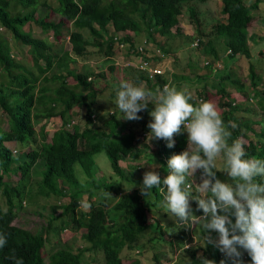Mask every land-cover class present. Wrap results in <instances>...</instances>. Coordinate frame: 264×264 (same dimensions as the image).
Here are the masks:
<instances>
[{
  "label": "trees",
  "instance_id": "obj_1",
  "mask_svg": "<svg viewBox=\"0 0 264 264\" xmlns=\"http://www.w3.org/2000/svg\"><path fill=\"white\" fill-rule=\"evenodd\" d=\"M193 1L195 0H0V197L5 199L6 205L2 206L0 201V234L7 238L6 246L0 249V264H14L9 258L13 253L16 258L23 260V264H82L81 254L85 250L101 252V264H140V257L135 255L134 251L142 252L141 249L146 245L156 249L159 242L155 232L152 231L153 236L148 240L149 244L140 241L147 231H157L160 228H165L160 230L163 235H170V245L190 253V259H186L183 254L178 255L180 251L178 256L165 261L166 264L175 261V264H202L203 258L214 261L215 264H220L222 259L226 260V264H231L218 248L206 243L205 239L196 247L190 244L184 248V238L189 234L185 226L176 224L175 227L169 223L166 226L156 223H153L155 227L150 226L147 217L148 200L144 202L147 196L144 197L140 189L122 192L112 205L106 207L101 205L100 201L94 200L93 189L101 187L98 185L99 170L94 155L104 150L114 173L124 177L126 171L120 167L119 161L128 156L136 158L141 149L136 146L139 141L136 139L135 127L130 126L128 131H122L126 127L125 124L122 125L114 116L105 121L107 128L94 123L96 114L92 108L97 90L93 77L90 76L93 73L74 71L70 67L78 57L87 53L89 46L105 47L110 55L114 48L113 36L118 31L129 30L133 33L127 34L125 31L122 34V39L130 43V48H136L143 41L144 38H138L139 34L145 33L149 38H153L155 33L170 34L171 28L179 23V16L186 11L194 25V31L189 36L190 42L193 40L191 48L198 49L207 60L204 65L207 72L197 78L209 81L211 73L219 77L218 80L211 79V86L221 99V116L225 126L232 133L231 140L246 138L247 132L254 133L261 141L247 139L248 142L244 143L247 156L264 160V127L255 129L253 125L263 120L240 115V105L230 97L227 90L229 85L239 91L248 104L255 102L257 111L264 115V93L259 89L264 76V49L259 50L257 47V51L252 52L249 40L255 41L256 34L248 32L256 11L259 13L260 0H252L250 3L245 0H221L226 20H214L208 29L198 17ZM52 2L55 5H52ZM41 7L45 8L44 13H38ZM52 13L59 17L51 18ZM29 22L37 23L42 33L51 31L54 42H59L68 34L71 50L59 54L47 38L35 37L24 29ZM194 42L197 44L194 45ZM21 44L24 48H29L30 59L27 64L16 60L13 55V50L18 49ZM255 46L264 48V35L256 41ZM156 49L165 56L159 63L166 62L169 50L163 47ZM238 57H244L248 61V85L238 76L237 71H233L234 67L228 66V62H233ZM222 58L227 66L214 67L215 62ZM186 63L190 68H197L190 55ZM54 66L63 71H53ZM120 69L122 73L125 67L114 63L110 67L116 74ZM137 72L135 79L138 82L144 80L148 90L154 91L156 86L162 89L163 84L168 82L165 76H156L153 83L144 73L139 70ZM116 74L119 80L122 79ZM108 75L107 72L97 73L98 77ZM68 76H72L75 82L69 83ZM173 76L176 80H191L188 74ZM88 77L91 79L88 80ZM205 94H208V91L204 86L198 98L202 97L204 101L207 97ZM190 102L197 103L196 100ZM75 107L85 109L83 128L78 124H71L70 116ZM151 109L152 106L149 105L138 115H147ZM2 116L8 121L6 129L1 126ZM55 116L62 119V124L53 132L49 141H46L43 126L39 131L40 138H37L35 123ZM231 124L236 127L231 128ZM173 139L175 143L171 148L167 147L166 140H157L155 160L159 161L162 167L161 180L169 173L168 159L187 148V132L183 130V126L181 132L174 135ZM7 142H13L22 151L18 152L17 149L13 154L12 148L5 144ZM77 162L87 176L83 181L75 175L74 165ZM38 163L42 165L39 171L40 188L48 195L68 196L69 201L62 205V212L52 217L44 229L31 231L15 225L13 220L17 210L21 208L34 167ZM214 171L216 178H219L222 171ZM12 173L20 175L17 184L13 186L5 180V176ZM257 179L264 182V178ZM115 186L121 190V180L114 181L113 185L103 184L104 188L114 191ZM152 192L158 199L163 198L160 188H154ZM85 195L89 210L76 212L78 202ZM194 205L197 212L201 213L202 210L197 208L195 200ZM52 208L55 212L58 207ZM230 218L235 222L234 215H230ZM65 228H72L74 231L82 229L80 234L87 245L74 249L67 242L60 243L58 248L48 253V259L45 260L44 234L53 231L58 235ZM172 229L174 232L171 233ZM205 233L206 231L203 238L210 235L215 240L218 236L215 231ZM59 242L57 240V243ZM125 250L127 258L122 256ZM241 251L244 264H251L247 252L242 249ZM154 254L156 261H160L157 254Z\"/></svg>",
  "mask_w": 264,
  "mask_h": 264
},
{
  "label": "rangeland",
  "instance_id": "obj_2",
  "mask_svg": "<svg viewBox=\"0 0 264 264\" xmlns=\"http://www.w3.org/2000/svg\"><path fill=\"white\" fill-rule=\"evenodd\" d=\"M247 3H250L252 0H245ZM192 3L195 4V9L198 12V17L203 21V25L208 29L214 20H219L221 22H224L226 20V14L222 12V2L221 0H205V1H200V0H195ZM260 8H259V13L255 14V17H253V20L249 24L248 27V32H255L258 34V38L262 35H264V0H260ZM52 5H55L54 2H52ZM45 8L41 7L39 8L38 13H44ZM51 18H58L59 15L56 13H52ZM24 29L26 31H30L33 36L35 37H42L44 36L47 38L49 42L52 43L53 48L55 51H57L59 54H61L63 51L66 50H71V44L68 39V34L62 38L59 42L53 41V35L52 32L49 31L47 33H42V30L40 26L37 23L34 22H29L24 26ZM111 31L114 29L111 28ZM1 30H3L1 28ZM126 31V30H125ZM125 31H118L117 34L121 36L123 32ZM194 31V25L192 23V18L190 17L189 13L186 11H183V13L179 16V23L171 28V33L170 34H160V33H155L153 38H149L145 33L139 34L138 38H147L151 44L148 45V47H154V48H167L169 50L168 56L166 57V62L163 64L167 67L166 75L165 77L167 78L169 84V87L176 88L178 90H187V92L191 95L192 101H195L198 99V94L200 93L199 91V86H197L195 83H200L203 80L200 78H197V76H201V74H204L207 72V68L204 66L205 65V57L199 52L198 49H193L191 48V43L193 40L190 42V37ZM125 33L127 34H133L131 31L127 30ZM130 45V43L128 42ZM194 44V43H193ZM252 48V44L250 45ZM20 48V49H19ZM18 49L13 50V55L16 60H21L23 64H27L28 60L30 59V54H29V48L26 49L21 45H19ZM156 49H153L152 52H155ZM111 54L108 55L107 49L105 47L100 48V47H94V46H89L87 53L83 57H78L74 62L71 63L70 67L74 69V71H89L92 72L93 74L90 75L93 77L94 80V86L96 87L97 90V96L95 99V103L93 105V113L96 114V118L94 120V123L98 126L105 127L107 128L108 125L105 123L106 120L111 118V116H114L115 119L119 120L122 125L125 124V128L122 130L124 132L128 131L130 129V126L135 127L136 131V138L139 141V145H143V143H146L143 141V138L141 137L140 133L143 131H150V129L147 127L148 122L151 120V116L149 115V112L147 115L141 116V119L139 120H133V121H128V120H123L119 119L121 113L119 112L118 108L116 107L115 100H116V92L119 88V84L121 81H128L131 83H134L135 85L142 86L146 89H148L147 84H145L144 80H141L142 84H140V81L138 82L135 80V73L133 71L132 66L125 67V71L121 72V69L116 72H112L110 70L111 65L116 64L118 66H123L126 62H128L127 59L130 57V53L128 50H120L114 45V48L110 51ZM190 55L191 61L197 64V68L193 69L187 66L186 59ZM126 60V61H125ZM238 61L240 63H233L232 66H235V71H237L238 76L245 78L247 81V71H248V61L245 58H240ZM128 65H133L131 63V60H129ZM185 65V67H184ZM134 66V65H133ZM214 67H224L223 60H218L215 62ZM127 68V69H126ZM194 70V71H192ZM53 71L61 72L63 71L62 69L57 68L56 66L53 67ZM52 71V72H53ZM104 73L107 72L109 75L106 77H98L97 73ZM115 74L119 77H122V79H118ZM173 74H182L186 75L188 74L189 79L192 80V82L189 83L188 79L185 80H180L175 79ZM218 77L216 76L213 80L217 79ZM118 81H117V80ZM67 81L69 83H74V79L72 76L67 77ZM205 86L210 85V83L204 84ZM211 87V85H210ZM156 88L155 90H157ZM154 90V91H155ZM206 99L204 101H211L213 102L216 106L219 112H221L222 107L220 106V98L219 94L215 91L214 88L211 87V90H208V94ZM245 98V97H244ZM197 102V101H196ZM242 102V101H241ZM240 102V109H239V114L243 115L245 118L249 119H255V118H261L264 122V115L261 112H258L255 107V102L252 104H246V102ZM198 104V102L196 103ZM149 105L154 108V105L149 103ZM74 110V109H73ZM111 112H113L111 114ZM84 113L85 109L84 108H75L73 114L70 116L71 124L75 125L78 124L80 128H83L85 126L84 122ZM255 113V114H253ZM2 115L1 110H0V116ZM2 122L1 126L3 128H8V121L7 118L1 117ZM58 120V121H57ZM147 122V125H146ZM61 120L59 118H54L50 120L48 123V120H42L40 122L35 123V128L37 134V138H40V128L42 125H44V131H46V141H49L50 137L52 136V133L54 130L60 125ZM47 124H52L54 126L46 127ZM254 125V124H253ZM264 126V125H263ZM255 129L259 128V125H254ZM248 138H252L253 140H257L260 142L261 140H258V137L254 136V133L252 132H247V137H239L238 139L242 140L243 143L248 142ZM148 140V139H147ZM154 143L157 144V140L153 141ZM9 147L16 148L19 151H22L18 147V145L14 144L13 142H7L5 143ZM148 147L145 148V151L141 152V155L138 156L136 159V162L133 163L132 166H137L136 170H131V173H133V178L130 176L128 177V180H124L121 187L118 188L116 187L117 193L112 194L108 192L110 189L104 190L103 184H107L113 181L118 182L119 180L122 179L123 176L120 175H115L113 174V170L110 164L109 157L107 153L104 150H101L97 152L94 155V160L96 164L98 165V170L99 172L97 173V176L99 178L98 185L101 187H97L93 189V198L94 200L100 201L101 205L104 207L110 206L114 203L116 200L119 191L125 190L129 186L133 185L135 186L136 182L139 183V177H142L143 174L146 171H151L154 170L159 173L160 176H162V170L160 169L159 161L157 160H148L146 162L145 160V153L146 154H151V151L153 149L150 148L149 146V140H148ZM155 145V144H154ZM157 146V145H155ZM142 148L141 150H143ZM124 162L121 161V165L124 166ZM135 164V165H134ZM41 164L38 163L36 167H34L32 177L30 179V183L28 185V188L26 189L25 196L22 199L21 202V208L17 210L16 217L13 220V223L15 225H20L23 226L24 228H27L31 231H39L40 229H44L49 221L52 219V217L58 216L62 212V205L66 204L69 201L68 196H58V195H51V194H46L45 190L40 188V174L39 171H41ZM217 166L221 167L222 166V160L217 161ZM147 167V168H146ZM74 171L75 175L78 177V179L83 181L84 179H87L86 174L83 171V168L81 167L80 163H75L74 165ZM126 175H129V173H125ZM20 175L17 173H12L9 176H5V180L10 184V185H15L18 182ZM84 177V178H83ZM222 182H231L230 179L227 177L225 172H221L220 175L218 176ZM137 180V181H136ZM192 180L194 183H200V170H197L195 176L188 177V180L186 183H192ZM125 184V186H124ZM127 184V185H126ZM85 185V184H83ZM89 186V184H87ZM118 185V184H117ZM139 186V184H138ZM139 188V187H138ZM126 191V190H125ZM192 194L197 195L195 192V185H192ZM194 195V196H195ZM86 195L79 201L88 204ZM148 200L146 203L148 207V216L150 218L155 219L158 224L159 221L163 222V226H166L167 223L173 224L175 227H177V221L178 218L170 216L167 212H165V208L163 206V198L158 199L157 196L151 191V194L146 197L144 202ZM0 201L2 203V206L6 207L5 205V199L1 196ZM23 201L25 202L23 204ZM52 207H58L55 212H53ZM190 207L192 210L193 215L197 214L196 207L194 205V199L190 198ZM89 209L87 208H80L77 207L76 212H87ZM59 223V221H57ZM200 223L201 221H198L195 223L193 229L192 224L191 226H188L186 229L188 230V235L184 238V243H186L185 247L188 246L190 243H192V246L196 247L198 244H201L203 241V235H204V230H200ZM173 226V227H174ZM155 227V225H153ZM72 229V228H70ZM69 228L63 229L58 235L54 233L53 231H50L49 233H45L44 235L46 236V245L43 249V254L45 255V260L48 259V253L52 252L57 246L59 247L60 243L67 242L69 243L74 249H79V248H84L87 245V242L82 239L81 237V232L83 231L82 229H79L77 231H72ZM151 231L155 232V235L158 237L156 239L159 244L157 245V248H150V246L142 248V252L136 253L134 251V254L138 255L140 257V264H166L168 260H172L174 256H180L181 254L184 255L186 259H190V253L189 252H182L184 250H180L178 247H174L173 245H170L169 243V238L170 235H163V233L160 230H152ZM171 233L174 232L172 229L170 231ZM206 233H209L206 231ZM205 233V234H206ZM147 237H149V233L145 234V237L142 238L140 242L148 243ZM218 239V237H217ZM57 240L60 241L57 243ZM190 241V243H189ZM141 245V243H138ZM57 247V248H58ZM138 248V247H137ZM136 250V249H135ZM181 251V252H180ZM180 252V253H179ZM154 253L157 254L158 259L160 261H156L157 259L154 258ZM179 253V254H178ZM178 254V255H177ZM124 258H127V251L125 250L122 255ZM82 258V264H101L103 260V254L101 252H95V251H83L81 254ZM166 261V262H165ZM165 262V263H164ZM176 262V261H175ZM171 263V264H175Z\"/></svg>",
  "mask_w": 264,
  "mask_h": 264
},
{
  "label": "clouds",
  "instance_id": "obj_3",
  "mask_svg": "<svg viewBox=\"0 0 264 264\" xmlns=\"http://www.w3.org/2000/svg\"><path fill=\"white\" fill-rule=\"evenodd\" d=\"M191 99L187 90L167 85L152 91L128 81L120 82L115 100L121 113L119 119L139 120L138 113L151 103L154 108L149 112L151 120L147 125L149 141L166 140L171 148L175 143L173 137L182 126L187 132V148L167 161L168 175L161 180L158 172L146 171L140 192L146 197L154 188H160L165 212L178 218L179 226L187 228L199 219L200 230L218 233V239L208 235L205 242L218 248L231 264H244L241 249L250 256L251 264H264V182L257 179L264 178V160L249 158L243 141L231 140L232 133L213 102L193 104ZM218 160H222L221 167L217 166ZM197 170L200 183H186ZM214 170L225 172L231 182L216 178ZM193 184L195 196L191 191ZM190 198L203 211L198 216L192 213ZM88 206L78 202L80 208ZM230 215L235 216V222ZM186 243L184 248L190 245L185 247ZM6 244V236L0 234V249ZM9 258L14 264H23L14 253ZM202 264L215 262L203 258ZM220 264H226V260L222 259Z\"/></svg>",
  "mask_w": 264,
  "mask_h": 264
},
{
  "label": "crops",
  "instance_id": "obj_4",
  "mask_svg": "<svg viewBox=\"0 0 264 264\" xmlns=\"http://www.w3.org/2000/svg\"><path fill=\"white\" fill-rule=\"evenodd\" d=\"M255 32H249V34H254ZM256 34V33H255ZM258 34H256L255 35V38L258 40L259 38H258V36H257ZM255 39V41L253 40V41H251V40H249V45H251L252 44V52H254V51H257V49L259 48V50L260 49H264L262 46H255L256 45V40ZM251 47V46H250ZM258 47V48H257ZM258 50V51H259ZM240 58H244V57H238V58H235L234 60H233V62H228L229 64H228V66H229V68H231V67H234L235 68V66H232L233 65V63H240V61H238ZM221 60H223V64H224V66H227L226 65V61H225V59H221ZM188 66V65H187ZM184 67H185V65H184ZM127 69V68H126ZM134 70V73H135V75L137 76L138 75V72L135 70V69H133ZM124 71H125V69H124ZM123 71V72H124ZM233 71H235V70H233ZM217 75H215V74H213V73H211L210 74V76H209V78H210V80L209 81H205V80H203L202 82H200V83H195L197 86H199V91L201 92V88L202 87H204L205 85L204 84H207V83H210V85H212L211 84V81L216 77ZM212 79V80H211ZM219 79V77L217 78V79H215V80H218ZM241 79H242V81H245V83L248 85L249 84V78L247 77V81L245 80V78H242L241 77ZM136 80V79H135ZM180 81V80H179ZM190 82H192V80H189V83ZM140 84H142V82L140 81ZM145 84H146V82H145ZM210 85H207V86H205L206 87V89H207V91L208 90H211V87H210ZM212 88H214V87H212ZM215 89V88H214ZM259 89L260 90H262L263 91V93H264V76H263V78H262V81H261V83H260V85H259ZM227 90L229 91V93H230V97H232L234 100H235V102H237L238 104H240V102L242 101V102H246V104H248V101L246 100V98H244V95H242L239 91H237L236 89H234L233 87H230L229 85H227ZM196 101H197V99H196ZM198 102V101H197ZM241 102V103H242ZM199 103V102H198ZM76 108V107H75ZM75 108H74V110H75ZM220 113H222V110H221V112ZM243 116V115H242ZM256 119V118H255ZM254 125H259V128L260 127H264L263 125H264V122H261V123H254ZM154 140H151V141H149V146H150V148L151 149H153V151H151V154H146L145 153V155H144V157H145V160H146V162L149 160V159H151L152 158V160H155V158H157V146H155V145H157L156 143H154L153 142ZM145 142L146 143H148V140H145ZM146 143H143V144H145V145H142V146H139V145H136L139 149H142V148H144L143 150H141V151H138V156H140L141 155V152L142 151H145V148H147L148 147V144H146ZM155 144V145H154ZM154 155V156H153ZM138 156L136 157V158H132V157H130V156H128V157H126L125 159H123V160H120L119 161V165H120V167L123 169V170H125L126 171V173H129V175H126V176H124V177H122V179H121V183H123V181L124 180H128V177L127 176H130L131 178H133V173H131V170H136L137 168H139L138 166H137V168L135 167V166H132L133 165V163H135L136 162V159L138 158ZM121 161L122 162H124L125 164H124V166H122L121 165ZM137 163V162H136ZM135 165V164H134ZM159 167H160V169L162 170V167H161V165H159ZM147 168V167H146ZM113 174H115L116 176H117V174L116 173H114V171H113ZM162 175H163V171H162ZM139 179V183L138 182H136V184H135V186H133V185H131V186H129L128 188H126L125 190H122V191H120V192H118V195H120L122 192H129V191H134V190H139L140 189V185L142 184V181H143V176L142 177H139L138 178ZM137 181V180H136ZM116 182V181H115ZM110 183H112V185H113V183H114V181L113 182H110ZM110 183H107V185H110ZM138 184H139V186H138ZM127 185V184H126ZM124 186H125V184H124ZM139 187V188H138ZM104 190H106V188H104ZM110 191H112L111 193L112 194H116L115 193V191L114 190H109L108 192H110ZM117 198H118V196H117ZM116 198V199H117ZM116 201V200H115ZM114 201V202H115ZM197 211V210H196ZM203 212V211H202ZM201 212V213H202ZM198 212H197V214H194L195 216H198ZM147 217H148V222H149V224H150V226L151 225H153V223L155 224H158V222L155 220V219H152V218H150V216H148V213H147ZM199 221V219H197V222ZM197 222H192L191 224H192V228L191 229H193V227H194V225H195V223H197ZM177 223V225H178V221L176 222ZM159 224L160 225H164L163 224V222L162 221H159ZM184 226V225H183ZM180 227H182V226H180ZM188 227V226H187ZM161 229H163V230H165V228H160V230ZM149 230V229H148ZM148 233H149V237H147V241L150 239V237L151 236H153V235H151L152 234V231L151 230H149L148 231ZM145 237V236H144ZM218 237V236H217ZM217 237H216V239H217ZM215 239V240H216ZM190 244H192V243H190Z\"/></svg>",
  "mask_w": 264,
  "mask_h": 264
},
{
  "label": "built area",
  "instance_id": "obj_5",
  "mask_svg": "<svg viewBox=\"0 0 264 264\" xmlns=\"http://www.w3.org/2000/svg\"><path fill=\"white\" fill-rule=\"evenodd\" d=\"M114 39V45L119 48L120 50H128V52L130 53V57L128 60H131V63L134 65H128V62H126L125 64H123L124 66H132L135 69L139 70L140 72L144 73L147 78L150 81H154V78H156V76H164L165 72H166V66H163L161 63H159V60L164 56V53H162L160 50L156 49L155 52H152L153 48L148 47V45L151 44V42L147 39L144 38L143 41L136 47V48H130V45L128 44V42H126L125 40L122 39V34L121 36H119V34H114L113 36ZM197 44L196 42H194V45ZM130 48V49H129ZM153 56H156V58H154ZM145 57H148V59H146ZM126 61V60H125ZM207 62L205 61V64ZM88 79H90V77H88ZM169 82H166L163 84V87L165 85L168 86ZM198 102L203 101V98L200 97L197 99ZM49 119L48 123L50 122ZM50 126H54L52 124H47L46 127H50ZM143 135H145V133H143ZM15 151V150H14Z\"/></svg>",
  "mask_w": 264,
  "mask_h": 264
},
{
  "label": "bare ground",
  "instance_id": "obj_6",
  "mask_svg": "<svg viewBox=\"0 0 264 264\" xmlns=\"http://www.w3.org/2000/svg\"><path fill=\"white\" fill-rule=\"evenodd\" d=\"M151 48L154 49V47H151ZM205 61L207 62V60H205ZM161 64H162L163 66H165L163 63H161ZM123 66H124V65H123ZM124 67H128V66H124ZM133 69H135V68L133 67ZM135 70L138 71L137 69H135ZM166 71H167V67H166ZM165 73H166V72H165ZM165 75H166V74H165ZM165 75H164V76H165ZM164 76H163V77H164ZM153 83H154V82H153ZM156 87L158 88V86H156ZM111 113H113V112H111ZM92 117H93V115H92ZM54 118H59V119L61 120V123H60V125H59V127H60L61 124H62V119H61L60 117H58V116H55V117H49V118H46L45 120L54 119ZM43 120H44V119H43ZM57 121H58V120H57ZM42 126L45 127L44 125H42ZM143 133H145V135H143ZM148 133H149L148 131H143V132L140 133L141 137L143 138V141H145V140L148 139V138H147V137H148ZM136 139H138V138H136ZM138 144H139V142H138ZM139 146H141V144H140ZM14 150H15V151H14ZM16 151H17L16 148H13V149H12L13 154L16 153ZM153 156H154V155H153ZM115 193H117V192H115ZM120 195H121V194H120ZM120 195H119V196H120ZM119 196H118V197H119ZM82 198H83V197H82ZM117 199H118V198H117Z\"/></svg>",
  "mask_w": 264,
  "mask_h": 264
}]
</instances>
